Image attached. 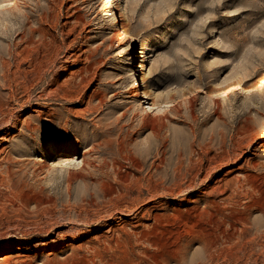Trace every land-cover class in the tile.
I'll list each match as a JSON object with an SVG mask.
<instances>
[{
	"label": "rangeland",
	"instance_id": "rangeland-1",
	"mask_svg": "<svg viewBox=\"0 0 264 264\" xmlns=\"http://www.w3.org/2000/svg\"><path fill=\"white\" fill-rule=\"evenodd\" d=\"M104 2L0 0V264H264V0Z\"/></svg>",
	"mask_w": 264,
	"mask_h": 264
},
{
	"label": "bare ground",
	"instance_id": "bare-ground-1",
	"mask_svg": "<svg viewBox=\"0 0 264 264\" xmlns=\"http://www.w3.org/2000/svg\"><path fill=\"white\" fill-rule=\"evenodd\" d=\"M11 1L12 0H10V2ZM3 3H6V2H3ZM114 4H115V0H105L104 4L102 5V9L105 10V13L104 14L112 13L111 16H113V9H112V7L114 6ZM1 6H5L6 7L8 5H4L3 4ZM113 20L114 21L112 22L111 25L117 26L118 25V21H116V19H113ZM26 31L27 30L23 29L22 30V33L19 34V35H22V37H23V35L25 36ZM126 36H127V32L125 31V29L119 28V30L116 33V41L118 43H123L124 40H125V38H126ZM17 37L16 38L15 37L12 38L11 39V42L12 43H15V41L17 40ZM135 41H137V39L135 37H132L131 42H130V45H129L130 48H128V49L126 48L127 49L126 51H129V50H131L133 48ZM150 44H151V42L145 41V42H142L141 45H142V49L147 50V52H148L147 56L150 57V58H152L153 55L151 54V51H148L150 49ZM142 58H146V55L145 56L142 55ZM145 60L146 59H144L143 61H145ZM148 63H149V60H148ZM151 67H153V66H151ZM139 68L142 69L143 67L140 66ZM155 69H154V71H155ZM150 71H151V69H148V73H147L148 75H150V73H152ZM242 73L243 74L239 73V74H241V76H239V74H237L238 76L236 78H234V80L232 82V87H229V88H225L223 90H220L219 93L216 92V94H215L216 95V99L220 101L219 102V105L220 106H222V107H224L226 109H231V113H232L231 116L233 118H237V114H238L237 110L232 106L233 101H234V98L236 97V95L239 92V90L243 89L242 85H244L245 83H247L248 77H249V75L247 73H245V72H242ZM169 75H170V72H169ZM253 87H255V89H252V90L248 91L250 93V95H248V101H251L253 98H255V96L257 95L256 93H259V92L263 93L264 92V76L260 77L255 82V85ZM150 92H151V86L149 85L148 86V91L146 93L144 92L145 94L139 95V98L146 99V98L149 97L148 99H151L152 94ZM158 94H157V96H155L156 99L161 98V94L162 93L160 95H158ZM136 95H138V94H136ZM149 109H152V108H149ZM92 110L97 111V109L95 107ZM60 164L61 165L64 164V166H69V165L72 164V162L70 161V158L64 156V157L61 158Z\"/></svg>",
	"mask_w": 264,
	"mask_h": 264
}]
</instances>
